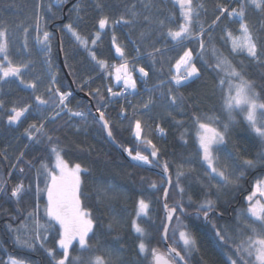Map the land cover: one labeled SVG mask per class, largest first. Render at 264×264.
I'll list each match as a JSON object with an SVG mask.
<instances>
[{
    "label": "trees",
    "instance_id": "16d2710c",
    "mask_svg": "<svg viewBox=\"0 0 264 264\" xmlns=\"http://www.w3.org/2000/svg\"><path fill=\"white\" fill-rule=\"evenodd\" d=\"M36 1L0 0V22L7 25L11 22L22 24L23 19L30 18ZM69 1L65 0L63 5H58L56 0H41L40 17L44 24L43 30L52 34L51 46L58 62L55 86L61 92H66L73 87L78 88L79 91L69 97L68 107L73 111H82L86 114V119H82L62 113L54 123L45 125L49 135L59 138L58 143L65 150L64 158L69 164L79 163L83 169H87L81 174V189L88 194V197L82 196L81 199L83 205L92 211L93 218L96 220L93 229L96 235L91 238L90 243L98 250L82 252L79 245L74 243L73 248L70 249V256H80L87 260L93 255H102L106 258L113 257V264H153L151 255L141 254L137 250V244L141 238L151 248L165 254L168 252L162 240L166 222L162 203L167 185L166 178L157 172L133 164L120 153L118 148L109 141L105 130L96 119L95 110L99 107L110 120L113 137L119 145L125 149L131 148L133 155L137 150L144 155H149L151 149L134 136L135 109V118L142 121V135L151 140L160 150L155 158L149 155L153 161L149 165L163 170L161 165L164 161L168 162V174L172 175L173 186L170 188L167 204L169 207H175L179 202L184 208V212L177 208L171 221L168 232L170 245L176 247L182 255L184 254L182 242L177 243V237L173 235V230L180 227L177 222L179 217L182 224L189 226L197 240V249L191 250L185 256L188 264H230L231 260L237 259L234 241L239 242L251 234L242 229L241 225L244 223L237 215L244 205V195L248 193V189L255 181L264 178V168L258 166L254 169H244L242 167L243 160L255 159V154L264 145L243 118V113L234 111L231 114L233 120L229 122L228 113L224 108L223 93L219 87L222 73H218L212 67L216 63L215 55L223 54L237 68L242 61L249 79L257 83L264 82L261 80V72H264V68L256 66L246 55L232 53L230 44L224 39L225 28L227 27L233 31L234 35H237L239 24L222 18L212 30L211 40L209 41L205 36L206 50L201 59L198 42L195 39L186 40L182 45H177L166 34L167 28L175 30L177 25L182 23L179 7L172 0H150L151 6L148 8L143 5L149 3V0H99L104 5L103 12L97 10V0H77L75 4L84 9L80 13L83 17L81 20H77V15L73 11L75 4L64 12V6ZM202 2L206 11L201 12L200 20L206 28L219 15L216 7L218 3L228 7L238 6L233 3V0H202ZM49 4H52L51 12L47 11ZM132 4L136 5V10L140 13L137 22L133 25H118L114 33L117 43L125 50L122 58L115 51V45L112 43L113 30L110 27L100 30L98 20L103 15L110 16L112 20L118 19L122 14L130 18L126 9ZM247 11V20L254 31L264 25V13L251 6ZM172 13H175L174 23L168 19ZM144 16H149L152 23L145 22ZM64 17L65 20L62 21ZM159 20L165 21L164 27L156 23ZM27 22L30 23L29 26L35 27L33 19ZM69 23L88 39L89 50L95 52L98 60L106 61L108 68H111L113 64L120 65L124 62L130 65L137 82V93L132 94L130 98L124 99V96H117L110 99L107 88L111 87L116 92L119 90L115 72L112 70L110 75H105L104 70L90 57L89 50H85L76 43L74 38L64 30V25ZM32 31L29 30V34ZM97 31H100L101 38L92 45L91 40ZM259 34L264 35V33ZM188 48L193 50L200 76L181 86H176L171 79L176 75L174 66ZM213 48L217 50L215 54L212 51ZM60 51L64 67L59 60ZM141 67L148 72L147 77L137 74V69ZM6 81H2V84H6ZM161 81L164 83L161 84ZM97 88L106 98L105 100L101 101L99 97L92 94ZM2 89L3 95L0 99H4L5 103L0 108V184H4L5 192L10 193L11 188L21 180L26 185L33 182L36 170L40 169L41 161L48 163L49 167L53 164L47 151L48 142L45 140L37 146L25 135V129L32 123H39L41 117L30 111L25 113L18 124H9L10 109L27 104L34 106V95H42L47 99L48 94L45 91L40 94L34 93L22 83L14 88ZM169 89L171 94L183 97L178 105L170 103ZM257 91L260 89L258 88ZM148 97L151 98L152 104L149 110H143L144 101ZM258 102H264V94ZM105 104L107 107L104 106ZM134 105L135 108H133ZM121 109H127V119L121 115ZM51 111V108L42 110L45 116ZM193 114L200 116L203 122H208L205 117H218L220 123H215L213 126L220 131H224V124L229 125L225 132V143L216 146L213 155L223 162L221 166H227L230 171H245L246 179L242 182L241 189H229L219 194L212 189L206 196L209 192L208 185H216L219 180L207 177L208 168L202 162ZM158 127L163 128L164 132L160 133L157 130ZM21 152L24 153V162L17 164L16 158ZM26 161H31L33 167L30 168ZM14 165L17 167H13ZM19 167L24 168V174L19 173ZM177 168L185 172V175L180 178V186L185 189L183 195L175 187ZM189 168L193 169L190 174ZM45 179L46 177L42 175L41 189L45 186L43 182ZM153 182L157 185L156 188L150 187ZM239 195H241L240 199ZM189 196L192 203H189ZM140 198L149 201L150 207L147 216L138 218ZM206 198L215 201L217 205L216 210L209 213L207 220L203 218L202 213L199 217L195 215L198 204ZM46 201V193L41 192L39 198L41 224L48 223L44 214ZM35 206V196L31 192L26 194L19 203L15 199H10L8 195L0 193V259L6 260L5 253H8L27 257L36 264H50L43 252L29 253L26 249L13 245L12 234L6 228V225L18 227L21 223H28L31 227V221L26 220L25 217ZM134 223H139L146 228L145 237L135 232ZM214 226L220 228L222 232L227 231L232 239L226 238V241H219L215 236ZM58 231V225L50 228L46 247H57ZM57 258H59V250H57ZM243 259L251 264L246 255ZM237 264H240L239 260Z\"/></svg>",
    "mask_w": 264,
    "mask_h": 264
},
{
    "label": "snow or ice",
    "instance_id": "6c2138e0",
    "mask_svg": "<svg viewBox=\"0 0 264 264\" xmlns=\"http://www.w3.org/2000/svg\"><path fill=\"white\" fill-rule=\"evenodd\" d=\"M172 2L179 7V15L182 18V23L177 25L174 30L167 28V35L177 43L182 45L184 41H191L195 39L198 42L199 52L202 54L205 49V36L211 40V32L221 22L222 18L235 21L239 24L237 29L238 34L234 35L233 31L225 28L224 39L230 44V51L234 54H243L248 57L256 66L264 68V25L255 31L250 26L247 15L248 7L251 6L255 10L264 13V0H233V3L238 6L228 7L224 4H217V10L219 15L215 17L212 24L205 27L204 23L200 20L201 12L206 11L202 0H172ZM58 5H63L65 0H56ZM145 8L151 6L149 3L143 5ZM38 7H40L38 5ZM96 8L98 11L103 12L104 5L97 0ZM47 11H52V4H49ZM73 11L77 15V20L83 19L80 15L84 11L79 5L73 7ZM128 16L120 15L118 19L112 20L110 16L103 15L98 20V28L104 30L105 28H111L113 30L112 43L115 45V51L123 58L125 50L117 43L115 36V28L118 25H133L137 22V18L140 13L136 10V5L132 4L126 9ZM55 16V13H53ZM145 22L149 24L152 20L149 16L143 17ZM168 19L175 22V13L169 15ZM161 27L165 26L164 20L156 21ZM64 28L72 35L74 41L78 43L85 50H89V41L83 37L71 23L66 24ZM25 33V41L22 45L24 54L31 55V50L28 48L27 33L28 29H23ZM36 36L34 38L35 43L40 46V51L45 54L46 63L51 67L50 55H51V33L47 30H43L39 23V14H37V20L35 25ZM101 38L100 31L94 34V38L91 40V44L95 45ZM159 50H157L158 52ZM213 53L217 52L213 48ZM91 58L97 63L102 70L108 69L106 61L98 60L95 52L89 50ZM216 63L212 65L213 69L218 73H222L219 79V87L223 93L224 108L228 113L229 122H232V113L238 111L244 114V119L251 128V130L260 138L262 145H264V102H258L264 94V82L257 83L253 79L248 78V74L245 69V65L242 61L239 62L240 67L237 68L231 60H229L223 54L215 55ZM31 61L14 63L11 59V49L9 43V29L7 24L0 22V81L7 78H17L20 83L25 84L28 88L32 89L34 93L39 91L38 84L39 79L35 81H25L23 73L26 72ZM177 74L171 79L176 86H181L185 82L198 78L200 76V69L196 66V62L193 57V50L191 48L186 49L180 58L177 60L175 66ZM183 69L181 73L179 70ZM139 73L143 77L148 76V72L143 68L138 69ZM110 75V73H109ZM115 79L118 83L123 84L122 92H113L112 88H107V91L111 93L112 97L123 96L129 89L135 90L137 88L136 80L133 78L128 68V63L125 62L118 67H115ZM261 80L264 81V72H261ZM56 76H50V85L44 90L48 94V98H44L42 95H34L33 104H27L23 107H13L10 109L8 115V123L13 124L20 121V118L28 112H35L41 117L39 123H32L27 129H25V135L29 140L39 146L43 141L48 142L49 159L53 161L51 167L48 163L41 161L40 169L36 170V174L33 178V182L25 184L23 180L18 182L11 188L10 193L5 192L4 184H0V193L8 195L10 199H15L19 203L26 194L30 192L34 194L36 200V206L32 211L27 213L26 220L31 221V227L28 223H21L18 227H13L11 224L6 225L7 230L12 234L13 245L19 246L21 249H26L29 253L43 252L49 259L50 264H113L111 257L106 258L102 255H93L87 260L80 256L71 257L70 249L73 248L74 242L79 245L82 252H95L98 249L90 243V240L96 233L93 231L96 224V220L93 218L92 211L83 205L81 197H88L86 192H82L81 185L82 172H86L87 169H83L79 163L69 164L64 158V149L59 145L58 137L49 135L48 129L45 127L47 123H54L61 117V114L69 115L70 117H80L86 119V114L82 111H73L68 107V100L71 96L70 92H61L58 87L55 86ZM161 84L164 82L161 81ZM260 91H257V89ZM169 100L171 104L178 105V102L183 99L182 96L178 97L175 94H171L169 89ZM99 97L101 101L106 98L101 95L100 90L97 88L94 93ZM152 101L149 100L143 105V110H149ZM4 105V101L0 100V108ZM107 107V105H104ZM45 108H51L52 111L47 115H43L42 110ZM134 109V126L133 132L137 140L141 141L146 147L151 149L149 155L151 157H157L159 149L151 140L146 139L143 133L142 121L135 118ZM98 116L97 121L101 124V127L106 131L109 137H113L112 125L104 111H100L97 108ZM259 113V116H258ZM121 115L127 119V109H121ZM208 122H203L201 117L193 114V120L197 126V138L199 142V148L202 151V162L207 165L208 173L207 177L210 179H218L219 183L216 185L209 184L210 194L212 189H215L217 194L226 190H239L243 187L242 182L246 179L245 171H230L227 166H220V162L217 157L213 155V148L225 143V132L228 130V124H224V131L218 130L213 126L215 123H220L218 117H205ZM157 130L160 133L164 132L163 128L158 127ZM129 156L134 160L142 161L146 164H152L153 161L149 158V155H144L141 151L137 150L135 155L131 148L126 149ZM24 153L21 152L17 157V164L24 162ZM7 159V157H5ZM29 167H33L31 161H26ZM159 163V160H157ZM164 172L168 173V162L164 161L161 165ZM264 168V147L255 154V159H244L242 167L244 169H254L256 167ZM13 167H17L14 165ZM20 174H24V168L19 167ZM193 169L189 168L190 174ZM46 177L44 182V188L41 189V176ZM185 175V172L179 168L175 174V187L183 195L185 189L180 186V178ZM166 182L171 187L173 186L172 175L166 176ZM6 183V182H5ZM151 188H156L157 185L153 182L150 185ZM41 192L46 193L47 201L44 207V214L48 220L47 224H41L39 220V198ZM168 190L164 189V207L167 209V220L171 222L175 215L177 208L181 212H184L183 204L177 203L175 207H169L167 204ZM248 207L245 210V216L251 219V224L244 223L241 225L242 229L251 233L246 236L245 239L239 242L234 241V247L237 252V259L231 260L230 264H237V260L240 264H248V261L243 259V256H247L251 261V264H264V180L257 181L255 191L246 198ZM189 203H192V199L189 196ZM150 207V202L144 198L138 200V212L137 217L147 216ZM216 202L211 199H205L202 203H199L195 215L199 217L201 213L204 219H208L209 213L216 210ZM177 222L180 225L177 229L173 230V235L177 237V243L182 242V247L185 249L182 255L176 247H170L168 252L161 253L155 248H151L144 239L141 238L137 244V250L141 254L151 255L153 264H188L185 256L191 250L197 249V240L194 233L191 232L188 225L182 224L179 217ZM255 224H259V228L255 227ZM58 225L59 239L57 241V247H46L47 235L50 228ZM111 224L109 227L111 228ZM134 230L139 233L141 237L147 235L145 227L139 223H134ZM182 229V230H181ZM215 236L219 241H226L232 239L228 236L227 231H223L220 228L214 226ZM91 234V236H90ZM168 228L164 229V238L167 239ZM57 250H59V258H57ZM6 260L0 259V264H36L34 261H30L27 257L8 254Z\"/></svg>",
    "mask_w": 264,
    "mask_h": 264
},
{
    "label": "rangeland",
    "instance_id": "374dc122",
    "mask_svg": "<svg viewBox=\"0 0 264 264\" xmlns=\"http://www.w3.org/2000/svg\"><path fill=\"white\" fill-rule=\"evenodd\" d=\"M38 5L40 7H38ZM34 7L35 8L33 9V12L31 13L30 18L23 19L24 22L22 24H16V23L13 24L11 22L7 26H8V29H9V43H10V49H11V59L13 60L14 63H21V62H25L26 63L29 60L32 62L31 65H30V67H29V69L26 72L23 73V78H24L25 81H35V80L39 79L40 83L38 84V87H39L38 93L40 94L42 91H44L50 85V83H51L50 82V76L55 75L57 77L58 62H57V60L55 58V54H54L53 49H52V46H51V49H52L51 50V55H50L51 67H49V64L45 62L46 61L45 54L40 51V46L35 43V40H34V38L36 36L35 27L29 26L30 23L27 22V20H32L33 19L35 21V25H36L37 14H39L40 27H41V29H43L44 24H43L42 19L40 17L41 16L40 15L41 14V10H42L41 0H37L36 3H35V5H34ZM25 28L28 29L27 42H28V48L31 50V55L30 56L25 55L24 54V49L22 48V45H23V43L25 41V33L23 31V29H25ZM33 28H34V30L32 31ZM29 30H31L32 33L30 32V34H29ZM64 30L67 31L65 28H64ZM120 65L113 64L111 66V68H108L106 71L104 70L105 75L108 76L109 73L112 72V70H113V72H115V67H118ZM128 68H129V71L131 72L133 78L136 80L135 74L131 70L129 64H128ZM138 69H137V74L140 75L141 77H143L139 73ZM174 70H175V73L177 74V69L175 67H174ZM179 71L182 73L183 72V69H180ZM36 72L39 74L38 76H37V73ZM6 80H7L6 81L7 82L6 84H2V81H0V96L3 95L2 94L3 93L2 92V90H3L2 88H10V87L11 88H14V87H16L20 83L19 79L14 78V77L13 78H7ZM118 84H122V82L121 83H118ZM136 84H137V82H136ZM55 85H56V81H55ZM130 90L131 91H135L136 89L135 90L130 89ZM112 91L113 92H116L114 90H112ZM113 98L114 97H112L111 96V93H110V99H113ZM0 100H3L4 103H5V100L4 99H0ZM149 100H151L150 97L146 98L145 101H144V104L147 103ZM135 107L136 106L134 105L133 108H135ZM19 122L20 121H18L17 123H14V124H18ZM215 148L216 147L213 148V151H215ZM201 155H202V151H201ZM219 162H220V166L223 165V162L220 161V159H219ZM261 180H264V178H262L260 180H257V181H261ZM257 181H255V183H254L252 192L255 191V187H256ZM252 192L249 195H251ZM246 204H247V201H246ZM244 213H245V210H243L239 214V217L238 218L241 219L243 221V223L251 224L253 221L251 219H249L247 216H245ZM254 226L257 227V228H259V224H255ZM108 257H111V256H108ZM111 259H113V257H111Z\"/></svg>",
    "mask_w": 264,
    "mask_h": 264
},
{
    "label": "water",
    "instance_id": "95a60500",
    "mask_svg": "<svg viewBox=\"0 0 264 264\" xmlns=\"http://www.w3.org/2000/svg\"><path fill=\"white\" fill-rule=\"evenodd\" d=\"M77 2V0H70L67 4H65V6H64V12L66 11V9L68 8V7H70V6H72L73 4H75ZM65 20V17L62 19V21H64ZM59 60H60V63H61V65L64 67V64H63V58H62V54H61V51L59 52ZM91 101V100H90ZM96 116H98V112H96ZM106 132V131H105ZM107 134V133H106ZM107 137H108V139H109V141L111 142V143H113L117 148H118V150L120 151V153L128 160V161H130V162H132L133 164H137V165H139V166H142V167H145V168H147V169H149V170H152V171H154V172H157V173H159V174H161L162 176H164L165 178H166V176L168 175V173H165L163 170H161V169H159V168H157V167H155V166H152V165H149V164H146V163H141L140 161H137V160H134L131 156H129L128 155V153H127V151H126V149L125 148H123L121 145H119L116 141H115V139H113L112 137H109L108 135H107ZM166 188H167V190H168V195H169V191H170V186L167 184L166 185ZM167 199H168V197H167ZM167 202V201H166ZM163 208H164V211H165V226H164V229H165V227H167L168 228V232H169V228H170V225H171V222H169L168 220H167V209L164 207V203H165V199H164V197H163ZM172 221V220H171ZM164 229H163V233H162V240H163V244H164V246H165V248L168 250L170 247H172L171 245H170V243H169V241H168V236H167V239H165L164 238Z\"/></svg>",
    "mask_w": 264,
    "mask_h": 264
},
{
    "label": "flooded vegetation",
    "instance_id": "af4514ba",
    "mask_svg": "<svg viewBox=\"0 0 264 264\" xmlns=\"http://www.w3.org/2000/svg\"><path fill=\"white\" fill-rule=\"evenodd\" d=\"M258 172V171H257ZM253 175V174H252ZM255 183V182H254ZM254 183L252 184V186H251V188L250 189H248V193H245V195H244V205H243V207L239 210V212H238V216H239V214L243 211V210H246V208L248 207V204H246V197L252 192V189H253V186H254ZM240 197H241V195H239V199H240ZM229 212H230V210H229ZM211 214V213H210ZM218 216H220L221 217V215L220 214H218Z\"/></svg>",
    "mask_w": 264,
    "mask_h": 264
},
{
    "label": "built area",
    "instance_id": "2783aa9c",
    "mask_svg": "<svg viewBox=\"0 0 264 264\" xmlns=\"http://www.w3.org/2000/svg\"><path fill=\"white\" fill-rule=\"evenodd\" d=\"M123 91V87L121 88V92ZM124 96V99L125 98H130V97H132L131 96V93H130V91L128 90L127 92H125V94L123 95Z\"/></svg>",
    "mask_w": 264,
    "mask_h": 264
}]
</instances>
